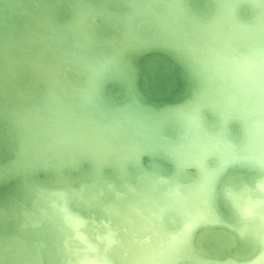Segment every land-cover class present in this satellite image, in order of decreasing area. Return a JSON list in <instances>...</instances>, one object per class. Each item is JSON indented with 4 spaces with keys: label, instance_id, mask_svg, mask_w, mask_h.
I'll use <instances>...</instances> for the list:
<instances>
[{
    "label": "bare ground",
    "instance_id": "bare-ground-1",
    "mask_svg": "<svg viewBox=\"0 0 264 264\" xmlns=\"http://www.w3.org/2000/svg\"><path fill=\"white\" fill-rule=\"evenodd\" d=\"M3 1L10 6L0 7V111L15 129L11 167L24 182L40 166L54 174L50 185L25 182L32 205L21 215L15 210L17 233L0 234V264H43L42 249L46 264H115L112 252L120 264H174L183 258L192 230L217 221L210 197L218 170L237 160L264 170V0H214L207 17L190 13L184 0H120L128 6L123 12L108 9L113 0ZM242 2L253 9L249 20L236 14ZM62 4L71 7L64 22L53 15ZM97 14L120 26L109 39L93 32ZM144 22L172 38L201 76L195 103L167 116L177 124V140L164 137L165 117L148 121L129 110L110 113L95 95L99 79L118 63V53L144 40L138 32ZM103 44H111L112 52ZM204 106L217 113L218 130L203 126L199 110ZM230 118L242 122L239 144L227 138ZM148 149L169 154L174 174L145 172L133 185L125 178L126 162L138 161ZM211 155L218 158L215 168L205 162ZM83 159L93 162V180L73 188L61 169ZM105 162L119 168L125 191L99 181ZM189 166L196 167V176L189 177ZM8 170L0 169V175ZM105 190L111 195L102 203ZM226 192L241 219L238 231L251 234L261 249L250 261L225 264H264V176L254 192ZM72 199L86 208L100 204L108 220L89 222L71 209Z\"/></svg>",
    "mask_w": 264,
    "mask_h": 264
},
{
    "label": "water",
    "instance_id": "water-1",
    "mask_svg": "<svg viewBox=\"0 0 264 264\" xmlns=\"http://www.w3.org/2000/svg\"><path fill=\"white\" fill-rule=\"evenodd\" d=\"M3 2L5 1L0 0L1 4ZM6 4L8 5H0V7L10 6V3ZM184 4L190 13L203 17L209 16L215 8L214 0H184ZM107 5L110 11L123 12L128 8L120 0L109 1ZM70 9V6L68 9L62 4L56 8L53 15L58 21L64 22L70 17ZM252 11L248 2H242L236 8V14L241 20H249L252 17ZM94 22L93 32L99 39H109L120 27L114 20H109L105 14L95 15ZM187 31L191 32V27ZM138 32L144 40H135L121 50L117 55L118 63L111 66L112 68L99 79L95 88L98 104L107 112L118 113L129 110L135 114H141L148 121L165 117L166 122L162 126L164 137L177 140L179 134L176 129L177 124L167 116L172 117L171 113L195 103L202 89L201 76L197 73L190 58L171 43L172 38L161 35L155 26H150L148 22L141 23ZM101 46H105L106 51L112 52L113 50L111 44ZM199 113L202 124L208 131L218 130L219 117L211 107L204 106ZM226 128L227 138L239 144L243 138L241 120L230 118L226 123ZM179 136L183 137V132ZM16 149L15 129L11 120L0 111V169L10 167V170L0 175V234L4 236H11L19 231L15 210L19 214L21 209L31 208L34 196H28L29 189L27 190L25 182L29 186L50 185L54 174L52 169L40 166L27 174L24 182L22 173L13 171L11 167V162L16 156ZM205 162L209 168L218 166V158L215 155L207 157ZM93 167L90 159H83L77 166L71 164L63 166L62 177L73 188H79L81 184L88 185L93 180ZM125 169L127 181L137 186L139 176L145 172L171 177L175 171V163L172 157L162 149L155 151L148 149L141 152L138 161L128 159ZM187 173L189 177L196 176V167H187ZM263 176L262 168L243 160L230 162L219 169L213 180L210 197L211 209L217 221L197 225L191 232L187 254L174 264L241 263L257 257L261 249L260 244L251 234H241L238 231L241 219L226 190L240 192L248 188L254 192L257 189V181ZM99 177L102 179L99 178V181L113 182L125 191L120 187L121 172L114 163H103ZM182 178L183 182L188 179L183 175ZM104 192L102 203H106L110 198L106 196L111 195L110 193L107 195V190ZM70 207L88 217L89 222H92L93 218L97 221H101L103 217L108 220L100 204L86 208L79 203L78 199H72ZM111 220L113 224L115 217L112 216ZM100 227L103 231L101 225ZM123 231V229L118 230L121 238ZM28 237L34 238L32 235ZM92 238L95 239L93 236ZM45 243L48 248L50 240H46ZM42 255L43 264H46L48 255L44 249H42ZM109 255L115 264H120L117 254L112 252Z\"/></svg>",
    "mask_w": 264,
    "mask_h": 264
},
{
    "label": "snow or ice",
    "instance_id": "snow-or-ice-1",
    "mask_svg": "<svg viewBox=\"0 0 264 264\" xmlns=\"http://www.w3.org/2000/svg\"><path fill=\"white\" fill-rule=\"evenodd\" d=\"M191 226H189V228H190Z\"/></svg>",
    "mask_w": 264,
    "mask_h": 264
}]
</instances>
